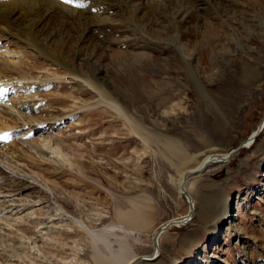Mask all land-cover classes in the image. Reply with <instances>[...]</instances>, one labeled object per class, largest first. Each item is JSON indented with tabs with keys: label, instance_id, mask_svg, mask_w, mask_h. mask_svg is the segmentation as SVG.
Here are the masks:
<instances>
[{
	"label": "rangeland",
	"instance_id": "374dc122",
	"mask_svg": "<svg viewBox=\"0 0 264 264\" xmlns=\"http://www.w3.org/2000/svg\"><path fill=\"white\" fill-rule=\"evenodd\" d=\"M178 1L163 0L172 3L173 8L168 11L151 7L149 15L138 14L140 24L135 16L132 21L140 26V39H134L129 46L125 42H121L123 46L115 42L116 39L121 41L123 36L115 31L118 26L99 25L102 44L113 50L139 54L137 58H118L110 49L103 62L104 70L112 84L129 98L127 106L134 119L163 135L162 139L179 144L190 156L191 164H205L211 159L210 164L194 175V187L185 190L177 184L183 168L176 166V157L168 155L174 165L167 162L161 144L154 142L151 149H147L119 117L113 120L115 117L103 113L102 109L103 123L81 126L75 123L69 132L64 127L65 134L56 139L63 138L65 144L72 145L81 159L65 157L67 161L57 153L51 154V160L56 157L63 170L56 178H47L48 181L38 177L40 170L35 169L36 173L26 171L27 179H23L24 175L17 170H14L17 173L9 174L32 185L36 178L42 193L49 195V203H55L57 197L67 202L81 228L91 224L96 225L94 230L97 232L109 231L103 233L105 235L81 233L83 236H78L74 228H68L71 235H58L57 231H61L54 226L57 224L44 219L47 213L41 205L51 208L49 203L45 200L40 205L37 199L31 201L26 197L27 192H18L23 186H16L17 189L12 191L4 189L8 183L0 177V195L5 193L3 198L0 196V264H92L89 251L93 247L97 251L100 249L99 253L106 259L115 260L122 254L119 250L122 243L117 241L118 238L126 240L139 258L157 255L156 261L147 260L144 264H264V13L253 8L256 0H187L195 10L189 17L188 3L181 10L174 9ZM208 1L211 2L208 4ZM257 1L264 6V0ZM243 2L252 13L250 9V13H246ZM239 17L246 23L238 21ZM128 24L134 27L129 21ZM152 25L155 32L151 35L148 32ZM194 30L201 31L202 38ZM8 35L0 29L1 40L6 37L20 46L6 44L7 48L1 44L2 51L6 47L12 52L24 51L40 57L32 46L12 40ZM209 42H214L215 51L212 56L208 55L207 70L204 71L202 68L206 66L200 64L199 58L201 51L207 52ZM193 45V56L188 58L186 52ZM23 59L30 63L26 56L19 63ZM34 68L38 72L27 71V74L38 76L39 72L48 73L50 69L42 67L41 62ZM151 80L155 85L159 84L158 88L166 89L154 91L153 98L147 99L141 84ZM65 83L45 90L51 110L58 107L68 113V110L78 108L75 107L77 101L57 95L68 96L74 92ZM12 99L13 96H9L7 107L17 104L18 101L11 102ZM255 132L258 133L252 139ZM46 136L47 133L43 134ZM43 137L37 138L38 141ZM31 139L37 140L36 136ZM43 144L42 148L47 152L54 151L55 144ZM96 144L98 148H93ZM240 144L243 148L241 146L232 153ZM50 146L53 151L47 149ZM226 154L234 155L225 162L216 163ZM4 157L6 160L0 159V166L4 165L6 171L13 170L6 165L7 160V163L10 161L9 164L21 167L22 163L10 155ZM37 159L44 158L39 155ZM72 161L76 163L72 165ZM137 199L145 200L153 209L146 229L136 230L116 221L115 212L130 210L131 201ZM191 201L195 203L192 210ZM6 206H9L7 211ZM225 213L233 219L224 216ZM41 214H45L44 220H41ZM97 215L101 216V221L93 222ZM187 216L189 219L184 220ZM38 217L39 224L34 222ZM165 224L171 226L159 238L156 233ZM4 226L16 229L6 241ZM54 238L56 240L51 241ZM79 239L83 241L81 244L76 242ZM158 240L159 247L155 249Z\"/></svg>",
	"mask_w": 264,
	"mask_h": 264
},
{
	"label": "bare ground",
	"instance_id": "6f19581e",
	"mask_svg": "<svg viewBox=\"0 0 264 264\" xmlns=\"http://www.w3.org/2000/svg\"><path fill=\"white\" fill-rule=\"evenodd\" d=\"M211 1H208V4ZM165 3L163 0H73V3H65L64 0H0V29H3L7 35L9 34L8 36L13 38L12 40L16 39L20 42H24L28 46H32L33 49H35L38 54H40V57L36 58L33 55L31 56V53L26 54L24 51H9L7 49L9 46H6V44L11 46L12 44L17 46L20 45L13 43L6 37H3V40L0 39V45L3 44L7 47H3V51L1 50L2 46L0 47V159L3 161L5 159L4 156L10 155L11 158L18 161V163H22L19 165L22 167L21 168L15 166L14 164H9L10 161L7 163V160L6 165L13 168V170H10L11 172L6 171L3 168L4 165L3 167L0 166V177L5 179L6 184L8 183L7 188L4 189H10L12 191L16 186H23L22 188L18 189V192H27V195H24H26L28 198H31V201H33L32 199H37V204L40 203V205L45 200L49 203V195L47 196L46 194L42 193L43 191L37 186L38 181L36 178L33 179L32 185L29 182H24L25 180L23 181L21 179H17V177L12 176L11 174L18 172L19 174L25 176V178L22 176L23 179H27L28 173L26 171L35 169L40 170V172L38 171L37 175H39L38 177H41L43 181H48V179H52L54 177L56 178L57 175L61 173L60 170H63V168H61L59 164L61 162L56 157H54L55 159L51 160V158H53L50 157L51 154L57 153L67 161L68 158L66 159L65 157H73L78 159L82 158L80 153H78V151L72 145L65 144L66 142L61 140L63 138L56 139L57 136H62L65 134L66 131L63 130L64 127V129H68L69 132L70 129L74 127L75 123L80 124L78 126H81V124H96L98 122L103 123L101 117L103 113L108 115L110 114V117H115L113 120L118 119V117L119 121L122 119L123 124L129 127L130 130L142 140L146 148L148 147L147 149H151L153 142L157 143V145L161 144V150L164 152V154H167L165 157L167 162L169 161L172 163L168 155L173 156L174 158L176 157L178 160V165L176 166L180 167V169L183 168V174H181L182 176L179 178L177 184L180 187H183L185 190H191V188L194 187V175L201 172L204 169V166L210 164L211 159L207 160L205 164L204 162L201 164H191L189 158L190 156L188 157L187 153L183 152L184 150L179 144L174 141L170 142L162 139L164 138L163 135L153 132V130L144 127L138 119H134L133 116H131L132 114L129 113L127 106L129 98L112 84L109 75H107L104 70L103 62L110 49L113 51L114 56L118 58L122 56L137 58L139 54L125 52L122 50H113L109 45L107 46L102 44L103 40H100L101 34L98 31L99 25L101 26L109 23L118 26V29L115 31L122 34L123 36L121 41L116 39L115 42L120 43L122 46L123 44L121 42H125V44L129 46L134 39H140V34L138 33L140 26L136 25L132 21L135 19V16L141 13L145 14L146 16L149 15L151 13V7L163 8L162 10L164 11H168L173 8L171 5L172 3ZM187 3V14L190 17L192 13L195 12V10H192V3L187 2V0L178 1L177 4H174V9L181 10L183 6L187 5ZM244 3L245 7L247 8L246 13H250L251 8L246 4V2H243V4ZM208 4L207 6H209ZM252 6L258 12L264 13V6L261 1H253ZM139 10L141 12H139ZM207 11L209 10L207 9ZM110 15H113V17H110ZM136 18V21H138V16ZM128 21L129 23H133L134 27L130 26ZM238 21H243L242 23H246L245 19L243 20L240 17ZM138 22L140 24V21ZM221 23H223V21H221ZM222 29L224 32H227L225 27ZM194 31L197 32L196 30ZM154 32L155 30L153 29L152 25L148 33L152 35ZM188 34L192 35L190 32H188ZM198 34L199 37L202 38L203 33L200 31ZM191 43L195 44L194 42ZM213 44L214 42L208 43L206 48L207 52L201 51L199 60L202 61V63H200L201 65L205 64L204 66H206L202 68L204 71L207 70L208 55L212 56L214 54L213 52L215 50ZM15 47L16 46H14V48ZM193 48H195L194 45L193 47H188L189 51L186 52L188 58L193 56L194 51H191ZM7 55H10V58H8ZM16 55H20V57H17ZM23 56H26V58L30 60V63H27L26 59H23L24 61L19 63V60ZM40 62L42 67L48 66L50 71L47 70L48 73L39 72L38 76H33L32 73L37 70H35L34 67H36ZM51 68L54 69L51 70ZM202 69L199 74H201ZM27 71H31L32 73L27 74ZM32 81L35 82L34 85L30 84ZM64 83L65 85H70L74 92L69 93L68 96L60 94L57 95L68 100L77 101L75 103V107L76 105L78 107L72 108L70 111L68 110V113L63 112L58 107L55 109L52 108L54 111L51 110V105L45 98V90L52 89L53 87ZM158 85L159 84L155 85L153 80L141 84L143 96L147 99H152L154 91L158 93L159 90L161 91L162 89H166L165 87L158 88ZM9 96H11V98L13 96L11 102L14 100L18 101L16 105L13 104L10 105V107H7L10 102L7 101ZM12 109L15 111H12ZM3 132L6 133L3 134ZM258 132H255L252 135V139L255 138V135H257ZM46 133L47 136L43 137V134L45 135ZM54 133H56V135H54ZM37 135L39 136L37 137ZM32 136H36V139L40 136L43 138L41 141L40 139L39 141L38 139L35 141L34 139H31ZM98 140L101 139L99 138ZM114 140L117 142L118 139L115 138ZM43 143L49 145L55 144L54 151L51 150L52 148L50 146L47 147V149H50L53 152H47L42 148L43 145H45ZM97 145L98 144H96V146L93 148H98ZM39 155L44 159L38 160L37 158H39ZM231 155L234 154H226L225 156H222V158L219 157L220 159H217L216 163L227 161V158H230ZM74 163H76V161L71 162L72 165H74ZM12 165H14V167ZM14 170H17V172H14ZM35 170L34 172L36 173ZM29 177L32 179L31 176ZM14 193L15 192H13V194ZM185 193L186 192L182 194ZM3 194L5 193H1L2 198ZM21 197L24 196L21 195ZM224 199L226 200V198ZM20 200H18V202ZM25 201H23V203ZM98 202L100 203V201ZM55 203H49L51 208H49L48 205L46 207V204L41 205V208L44 207L46 209L45 213H47V216L44 219H50V221L57 224L54 226H57L56 228H58L61 232L59 233V231L56 230L58 232L56 234L69 236L71 235V231H69L68 228H74L78 236L87 234L89 236H94V234L108 233L109 230H101L99 232L95 231L94 229L96 228V225L91 224L86 225L85 228H81L80 221H76V214L69 210L67 202L58 200L57 197V199H55ZM20 204L24 205L25 203ZM131 204L132 207L130 210L123 211L122 209H119L115 212L116 221L136 230L146 229L148 224H150L149 222L153 215V209H150L148 202L141 199L131 201ZM6 205H8V203ZM55 205L57 207H55ZM190 206V210H192V208L194 209L195 203L191 201ZM7 209H9V206H6L5 210L7 211ZM226 215L227 214L225 213L224 216ZM39 216L41 220H44L43 217L45 214H41ZM38 218L34 220V222H37V224H39L40 220V218ZM186 219H189V217L187 216L184 218V220ZM220 220L219 223H221ZM92 221H101V216H98L96 219L93 217ZM170 226V224L163 225L157 231L156 235L159 236V238L162 237L166 229ZM14 227L17 229L15 225ZM3 230L6 233L5 236L3 235L4 233L2 234L4 236V240L10 239L9 237L12 236L8 235L13 233V228L6 226L3 228ZM81 233L83 235H81ZM52 240L54 241L56 238L51 239V241ZM81 241L82 239H79L76 242L77 244H81ZM117 241L122 243V247H120L121 249L119 248L122 254L120 253L121 255H119L117 259H106L105 255L99 253L100 249L97 251V248L94 249V247H91L92 249L89 252L92 255V264H144V261H156L157 259V255L154 258H139L131 250L129 245H127L125 242L126 240L123 238H118ZM159 243L160 242L158 240L155 249H158ZM84 244L85 243H82V245ZM112 256L113 255L110 257ZM69 264H76V262ZM155 264H157V262Z\"/></svg>",
	"mask_w": 264,
	"mask_h": 264
},
{
	"label": "snow or ice",
	"instance_id": "6c2138e0",
	"mask_svg": "<svg viewBox=\"0 0 264 264\" xmlns=\"http://www.w3.org/2000/svg\"><path fill=\"white\" fill-rule=\"evenodd\" d=\"M65 3H73V0H64Z\"/></svg>",
	"mask_w": 264,
	"mask_h": 264
},
{
	"label": "water",
	"instance_id": "95a60500",
	"mask_svg": "<svg viewBox=\"0 0 264 264\" xmlns=\"http://www.w3.org/2000/svg\"><path fill=\"white\" fill-rule=\"evenodd\" d=\"M241 146H242V144H240L239 147H237L235 150H233L232 153H234L235 151L239 150Z\"/></svg>",
	"mask_w": 264,
	"mask_h": 264
}]
</instances>
